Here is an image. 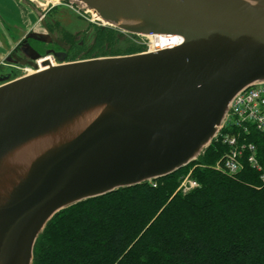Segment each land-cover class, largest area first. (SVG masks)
Returning <instances> with one entry per match:
<instances>
[{"label":"water","instance_id":"95a60500","mask_svg":"<svg viewBox=\"0 0 264 264\" xmlns=\"http://www.w3.org/2000/svg\"><path fill=\"white\" fill-rule=\"evenodd\" d=\"M67 1L103 26L179 42L4 79L0 264H33L60 211L197 160L233 98L264 83V0Z\"/></svg>","mask_w":264,"mask_h":264},{"label":"trees","instance_id":"16d2710c","mask_svg":"<svg viewBox=\"0 0 264 264\" xmlns=\"http://www.w3.org/2000/svg\"><path fill=\"white\" fill-rule=\"evenodd\" d=\"M246 138L260 171L246 155L238 172L215 170L228 145L212 142L192 169L198 187L177 190L185 168L62 210L33 264H264V135L250 128Z\"/></svg>","mask_w":264,"mask_h":264},{"label":"flooded vegetation","instance_id":"af4514ba","mask_svg":"<svg viewBox=\"0 0 264 264\" xmlns=\"http://www.w3.org/2000/svg\"><path fill=\"white\" fill-rule=\"evenodd\" d=\"M21 1L19 0L18 3L33 16V18L28 17L30 27L23 21V16H18L14 12L7 11L5 15L0 14V84L8 77L14 79L30 70L36 71L37 63L57 65L98 57L123 56L135 52L133 46L124 49L113 48L116 44L123 43L117 36L120 32L91 21L82 14L84 12L81 10L78 12L79 18L85 19L90 24L85 29L70 32L53 17L55 14L53 5L45 6L42 12L40 8L31 5L30 0H24L25 5ZM60 2L62 5L68 4L67 0ZM71 8L77 9L75 6ZM36 24L40 26V30L35 29ZM123 34L134 37L132 34ZM27 62L32 65H27Z\"/></svg>","mask_w":264,"mask_h":264},{"label":"built area","instance_id":"2783aa9c","mask_svg":"<svg viewBox=\"0 0 264 264\" xmlns=\"http://www.w3.org/2000/svg\"><path fill=\"white\" fill-rule=\"evenodd\" d=\"M250 128L264 134V83L250 86L233 98L223 126L214 139L215 143L220 146L228 145L227 152L223 154V165L220 167L229 173H235L241 169L240 159L245 155L247 156V163L252 169L261 170L256 159L254 144L238 146V140L243 139L245 141ZM240 135L243 138H240ZM193 182V185L192 182H187L184 189L179 188L187 192L198 187L197 182L194 180Z\"/></svg>","mask_w":264,"mask_h":264},{"label":"rangeland","instance_id":"374dc122","mask_svg":"<svg viewBox=\"0 0 264 264\" xmlns=\"http://www.w3.org/2000/svg\"><path fill=\"white\" fill-rule=\"evenodd\" d=\"M31 1V5H33L34 7H37L39 8L36 1L34 0H30ZM2 0L0 1V4L2 5ZM26 2V1H25ZM17 4V6H14L13 4L11 3H7L6 5V10L8 12H14L15 14H17L18 16H23V21L25 22V24L28 25V27H30V22L28 20V17H32V14L31 12H29V10L23 8L20 4H18L17 2L15 3ZM47 5H49V7H52V5L55 7V14L53 15V17L55 18V20L59 21V23L61 24L62 27H64L67 31H70V32H76L80 29H85L87 28L88 24H90L88 21H86L85 19H80V15L78 14L79 12V9L75 6V5H72L68 2V4L66 5H62L61 2H55V1H52V0H49ZM46 5V6H47ZM69 5V6H67ZM76 7L77 9H72L71 7ZM45 7V6H44ZM43 7V8H44ZM30 9V8H29ZM41 9V8H40ZM42 12H43V9H41ZM75 10V11H74ZM81 12V11H80ZM86 18L88 19H91L90 17H88L86 14L82 13ZM27 18V19H26ZM91 21H94L91 19ZM95 23H98L100 25L103 26V24L99 23L98 21H94ZM106 26V25H104ZM109 27V26H108ZM112 28V27H110ZM35 29L36 30H40V26L38 24H36L35 26ZM113 29V28H112ZM120 32V31H119ZM122 32L120 33H117V36L120 37L121 41H123V43L121 45H118L116 44L115 46H113V48H121V49H124V48H127V47H131L133 46V48L135 49V52L134 53H139V52H143V51H147L149 50V46H150V43H149V39L146 38V37H142V36H136L134 35V37H132L131 35H123L121 34ZM89 41V40H87ZM133 52L131 54H134ZM130 55V54H128ZM260 133V132H259ZM261 135H264L263 133H260ZM247 141L245 142L243 139H239L238 140V146L239 145H247V144H252L248 138H246ZM215 142V141H213ZM212 145V143H211ZM210 148V146L205 150V152L200 156L198 157V159H200L201 157H203L207 150ZM228 149V147H227ZM214 153H218L219 151H216L214 149H211ZM198 159L191 162L190 164H188L186 167L182 168V169H185V171H183L182 173H180V176H179V183H178V187H177V190L179 189V191L183 194L189 192V191H183L181 190L179 187H182L184 189V187L187 185V182H192V185L194 184L193 180L194 178L192 177V169L194 167H199V163H198ZM219 162H216L212 168H214L215 170L217 171H220V166L218 165ZM229 165V164H228ZM202 166V165H201ZM180 169V170H182ZM188 169V170H187ZM230 169H232V166H230ZM179 171V170H178ZM195 181V180H194ZM151 182L152 185L155 184V180L153 181H149ZM149 182H147L150 186H152ZM183 182V183H182ZM182 183V185H181ZM191 185V186H192ZM197 185H199L197 183ZM154 187V186H152ZM187 188V187H186ZM48 224V223H47ZM44 231V230H43ZM34 250V249H33ZM34 257V256H33Z\"/></svg>","mask_w":264,"mask_h":264},{"label":"bare ground","instance_id":"6f19581e","mask_svg":"<svg viewBox=\"0 0 264 264\" xmlns=\"http://www.w3.org/2000/svg\"><path fill=\"white\" fill-rule=\"evenodd\" d=\"M36 1V3L42 7L46 6L49 0H34ZM55 2H59L61 0H52ZM14 6H17L15 3H12ZM149 39V50L154 51V50H159L162 48H166V47H172V46H176L179 42V40H177V37H161V36H148L146 37ZM43 62V61H42ZM53 63V62H52ZM38 65V69L36 71L39 70H43L44 68H46V65H42V63H37ZM52 66L54 64H51ZM32 72H35L34 70H30L28 71L27 74H30Z\"/></svg>","mask_w":264,"mask_h":264},{"label":"crops","instance_id":"0c3cea01","mask_svg":"<svg viewBox=\"0 0 264 264\" xmlns=\"http://www.w3.org/2000/svg\"><path fill=\"white\" fill-rule=\"evenodd\" d=\"M1 1V0H0ZM3 2H2V5L0 4V14L2 15V14H6V12H7V10H6V5H7V3L9 2V3H18V1H13V0H2ZM19 4V3H18ZM17 5V4H16Z\"/></svg>","mask_w":264,"mask_h":264}]
</instances>
